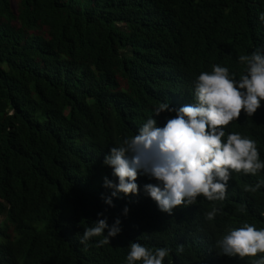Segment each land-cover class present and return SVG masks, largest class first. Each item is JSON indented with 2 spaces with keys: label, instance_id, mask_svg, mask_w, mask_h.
Returning <instances> with one entry per match:
<instances>
[{
  "label": "trees",
  "instance_id": "trees-1",
  "mask_svg": "<svg viewBox=\"0 0 264 264\" xmlns=\"http://www.w3.org/2000/svg\"><path fill=\"white\" fill-rule=\"evenodd\" d=\"M260 13L264 0H0V264H127L134 241L169 248L164 264H253L264 255L230 258L215 247L246 223L264 228V185L244 190L264 170L233 172L224 201L200 196L172 215L145 192L157 182L143 174L139 194L119 193L114 206L102 198L113 191L105 177L118 183L104 156L159 103H190L213 65L236 80L246 74L239 56L264 52ZM261 103L232 130L255 140L264 161ZM174 115L154 118L163 127ZM213 207L222 211L208 221ZM104 217L109 226L119 218L122 231L85 247V228Z\"/></svg>",
  "mask_w": 264,
  "mask_h": 264
},
{
  "label": "clouds",
  "instance_id": "clouds-1",
  "mask_svg": "<svg viewBox=\"0 0 264 264\" xmlns=\"http://www.w3.org/2000/svg\"><path fill=\"white\" fill-rule=\"evenodd\" d=\"M259 19L264 22V13H260ZM238 60L246 66V74L239 80L234 79L227 67L213 65L210 73L202 72L197 77L190 103L176 108L162 102L154 108V117L175 113L163 127L158 126L154 117L149 118L134 137L124 139L119 147L110 148L103 165L112 168L118 183L104 178L103 186L113 189L111 196L102 197L106 204L114 206L112 198L119 193L139 194L136 181L143 174L157 182L146 184L145 192L160 212L172 215L177 207L195 205L200 196L208 201H224L233 172L255 176L264 170L256 141L232 130L242 112L246 117H253L262 106L264 52L257 49L251 55L239 56ZM262 185L264 181L245 186L244 190L255 192ZM123 211L127 215L129 209L125 207ZM221 211L222 208L213 207L205 214L206 220L212 221ZM93 223L80 238L85 247L93 237H103L98 247L110 244V238L122 231L119 218L111 226L107 217ZM129 246L127 264L141 261L142 264H164L171 251L167 247L153 251L136 241ZM215 247L219 256L255 258L264 254V228L257 229L246 223L217 240ZM177 251L182 253L184 246L178 245ZM253 264H264V255Z\"/></svg>",
  "mask_w": 264,
  "mask_h": 264
}]
</instances>
